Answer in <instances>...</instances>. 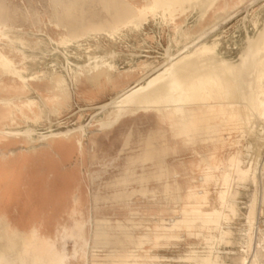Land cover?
Returning a JSON list of instances; mask_svg holds the SVG:
<instances>
[{"label": "rangeland", "instance_id": "374dc122", "mask_svg": "<svg viewBox=\"0 0 264 264\" xmlns=\"http://www.w3.org/2000/svg\"><path fill=\"white\" fill-rule=\"evenodd\" d=\"M135 1L119 0L127 4ZM204 1L188 5L186 13L178 14L179 17L175 20L171 15L162 13L154 0H146L149 5L148 22L156 13L155 18L162 17L170 26L169 31L177 46L185 44L193 53L197 46L205 42H218L220 55L217 60L228 59L238 63L241 52L247 46L248 36L242 33L239 49L235 53L225 51V46L232 42V35L240 28L239 21L242 17L248 16L250 25L257 24V30L250 32V35H258L264 27L262 25L261 28V24H264V0H235L237 3L229 4L228 7L226 4L232 3L233 0H218L206 20L202 19ZM63 2L85 5L81 12L68 10L66 14L67 17L74 18L76 27L64 19ZM105 2L116 1L0 0V26H7L6 36H0L2 53L20 68L24 67V75L27 77L44 75L47 82L50 78H64V84L59 87L66 86L69 95L66 105L56 111L51 108V103L48 106L45 104L37 91H19L15 87L16 83L11 80H16L14 71L0 63V98L14 99L0 104V119L5 112L20 110V105L25 104L23 109L30 118H25L22 113L17 112L18 124L11 127L21 129L25 126L21 130L32 129L35 138L52 130H65L91 123L87 127L88 134L83 137V156L80 158V155L76 154L73 160V164L79 168L81 188L77 186L75 189L70 212L57 224L54 239L38 234L34 245L38 244L39 249L46 251L45 254L53 255L51 264H195L190 255L208 250V241L217 237L220 230L230 224L228 230L235 232L232 238L234 242L214 241L213 246L217 247L216 250L220 249L221 255L224 256L228 254L226 251L231 250L235 252V256L242 255L244 252L241 242L246 237L247 228L251 229L253 237L257 240L259 236L264 235V118L255 115L245 120L246 113L255 111V108L249 99H244L248 109L246 110L243 103L238 107L242 111V119L224 118L222 127L215 134L218 141L213 142L209 141L210 134L205 128L192 127L190 119L185 122L186 111L174 110L187 106V100L177 98L175 103L164 105L163 100L159 101V93L152 92V95L143 97L139 102L128 99L118 108L112 105L99 107L114 96L97 105L82 104L78 94L83 80L99 83L101 80H113L122 74L129 78L131 83L152 71L162 69L155 75L161 73L170 60L184 55L182 53L173 58L175 55L168 54L167 49L165 62L168 63L165 65L162 58H138L136 63H133L128 54L143 48L137 35L146 23L138 26V29H126L122 24L116 25L115 27L125 34L116 33L112 38L105 31L90 33L95 28L90 26V20L88 19L87 24L82 22L83 17L97 20L108 18L110 15L107 10L110 6L105 5ZM227 14L235 16L233 27L221 40L206 38L207 33L204 31L216 28ZM47 34L64 47H68L78 61L70 58L77 63H83L82 65L90 62V56H96L98 53L109 55L115 51L118 54L108 59L113 60L116 68L109 70L101 67V74L100 71L90 72L88 66L84 67V74L75 80L73 91L62 68L54 69L50 65L54 61L61 66L66 65V60L62 56L52 55V47L43 37ZM71 37L78 40L70 42ZM259 39L260 37L258 41ZM40 40L44 41L42 46L38 45ZM148 40L153 42L154 36L150 35ZM196 41L199 43L193 46ZM127 46L129 47L126 48ZM262 48L260 41L257 42L247 62L239 69L240 83L246 96L250 95L249 82L255 78ZM188 50L184 53L189 52ZM133 69H137V72ZM76 73L77 71L74 78ZM146 93L151 94V91ZM214 97L209 94L204 102L202 101L205 103V106L202 104L201 107L202 113H206L204 110L208 109L209 105L214 106L207 105L208 99ZM234 99L242 100L239 94ZM37 100L42 107L41 110L37 109L38 117L29 111ZM215 105L218 109L219 104ZM234 107L235 105H232L231 109ZM217 111L222 116L225 114L221 109ZM221 121L222 119H216L212 124H219ZM5 137L0 133V144L5 141ZM76 149L79 150L78 147ZM14 152V149L10 150V153ZM7 153L0 149V156ZM214 155L217 157L213 158ZM231 157L238 160L231 163ZM252 168L256 169L261 177L260 186L249 182ZM224 172L229 173L232 182L230 179V182H227V178L223 176ZM202 177L204 180H201ZM230 185L232 186L228 187ZM225 192L229 201L239 205L237 216L229 207L223 206L221 195L224 196ZM253 194L256 199L253 211L255 208L256 211L254 222L251 224L250 198H253ZM233 254H230L232 257L227 260L228 263L237 262Z\"/></svg>", "mask_w": 264, "mask_h": 264}, {"label": "crops", "instance_id": "0c3cea01", "mask_svg": "<svg viewBox=\"0 0 264 264\" xmlns=\"http://www.w3.org/2000/svg\"><path fill=\"white\" fill-rule=\"evenodd\" d=\"M111 1L116 2H105V5L110 6L107 10L110 15L108 18L97 20L83 17V24H87L89 19L91 27H95L98 30L111 29L124 23L129 18L130 12L135 13V8L142 4L140 3L142 2L141 0H136L130 4L119 2V0ZM234 1L232 3L228 2L226 7L229 4L237 3ZM215 4L216 2L209 8L207 14L202 18L203 20H206ZM62 5L64 19L76 27L77 25L73 22L74 18L72 16L67 17L66 14L68 10L81 12L85 5H77L72 2H63ZM231 18V15L227 14L221 22ZM259 41L263 48L259 52L260 54L258 53L259 63L256 67L255 78L258 80V86L262 89L264 87V74H258L263 69L261 60L264 58V27ZM259 41L258 39L256 40L250 52L245 54L241 52L238 63L228 59L217 60L220 55V43L218 42H213L212 44L205 42L197 46L195 52L187 59L186 67L183 70V81L190 91L174 98L164 93L161 86L159 101L163 100L164 105H170L175 103L178 100L177 98L187 100V106L177 107L174 110L176 112L180 110L182 112L186 111L185 122L190 119L192 127H203L210 135H215L219 128L222 127L224 118H231V112H234V109H231L232 105H235V107L240 106L241 103L244 104V99H249V101L253 102L255 92L253 82L255 78L252 82H249L250 95L246 96L240 83L239 69L247 62L253 47ZM11 80L16 83V88L19 91H28L23 88L21 83L18 84V81L12 78ZM128 82L129 78L122 77V74L113 80H101L99 83H89L83 80L79 86L78 96L80 97V102L87 106L100 104L108 98L129 89L137 81ZM30 85L31 89L29 90L37 91L48 105L52 104L51 108L56 111L68 102L69 96L63 102H60L58 97L53 99L50 97V95H56L57 92H55L54 84L49 81L31 82ZM209 94L215 97L209 98L207 105L214 104L215 107H210L212 105H209V108L204 110L206 113H202L201 107L205 106L203 102ZM238 94L242 100L234 99ZM215 104H219L218 109L225 112L223 116L218 113ZM24 106L25 104L20 105L21 109L17 110L16 113L15 110L5 112L4 119H0V128L18 124L17 112L22 113L25 118H30L24 111ZM34 116L38 117L37 111ZM216 119H222V121L213 125L212 123ZM4 140L0 144V149L8 153L0 156V217L9 223L11 230L21 232L26 237V240H33L35 234H44L54 239L57 224L61 221V218L70 212L75 189L77 186L81 188L79 168L76 164H73V160L76 154L80 155V158L83 156L81 153L83 148H80L74 138L66 137L50 138L46 142L41 143L31 142L24 136L18 138L5 137ZM76 147H78L80 153ZM12 149L15 150L14 153H10Z\"/></svg>", "mask_w": 264, "mask_h": 264}, {"label": "bare ground", "instance_id": "6f19581e", "mask_svg": "<svg viewBox=\"0 0 264 264\" xmlns=\"http://www.w3.org/2000/svg\"><path fill=\"white\" fill-rule=\"evenodd\" d=\"M202 0H154V2H156V7L160 9V11H162V13H164L165 15H171L170 17L174 18L175 20H177L178 18V14H184L186 13V11L189 9L188 5H192L194 2H199ZM218 0H205L204 2H202V6L204 8L203 13H202V18H204V16L207 14L208 10L210 7H212V5L214 4V2H217ZM142 4L138 5V7L135 10V13L130 12L129 14V18L122 23L123 28H128V27H132L133 29L137 28L140 25H143L145 23L148 22L149 16H148V10H149V5L146 4V0H142ZM153 6V5H152ZM154 7V6H153ZM263 8V7H262ZM154 11V10H152ZM155 12V11H154ZM158 12V11H157ZM153 14V13H151ZM154 18L156 16V13L153 14ZM250 16V15H249ZM260 16V15H259ZM252 18V17H251ZM245 20H248V16L244 17ZM259 19V18H257ZM260 20V19H259ZM222 21V20H221ZM175 22V21H174ZM190 22V21H189ZM260 22V21H259ZM250 24V23H249ZM194 25V24H193ZM257 28V24H254ZM261 24V28H262ZM6 25L4 26H0V36H6L5 35V29H6ZM144 27V26H143ZM140 28V27H139ZM181 28V27H180ZM260 28V29H261ZM138 29V28H137ZM263 29V28H262ZM262 29L259 31V33H257L258 35L256 37H253L251 35L248 36L247 38V46L245 47V49L242 51L243 54L250 52L252 46L254 45V43L256 42V40L258 39V37L261 36L262 34ZM132 30V29H131ZM141 30V29H140ZM210 30V29H208ZM208 30L204 31V33L206 34L208 32ZM101 31H105L109 36H111L112 38H114L116 36V33H119V35L121 34H125V33H121L117 27H113L111 29L109 28H105L103 30H98L96 28H93L91 30L90 33L92 32H101ZM184 31V30H183ZM127 32V31H126ZM129 32V31H128ZM121 33V34H120ZM93 34V33H92ZM38 35V33H37ZM96 35V34H95ZM104 35V34H102ZM106 35V34H105ZM178 35V34H177ZM97 36V35H96ZM107 36V35H106ZM105 36V37H106ZM233 36V35H232ZM44 37V40L49 41L52 44H57L58 46L62 45L61 43L57 42L50 34H47ZM104 37V38H105ZM204 37V36H203ZM91 38V37H90ZM111 38V39H112ZM94 39V38H93ZM97 39V38H96ZM108 39V38H107ZM118 39V37H117ZM122 39V38H121ZM230 39V38H229ZM74 40H78L76 38H70V42H73ZM92 40V39H91ZM99 40V39H98ZM225 40V39H224ZM95 41V39H94ZM121 41V40H120ZM93 42V41H92ZM98 42V41H97ZM96 42V43H97ZM102 42V41H101ZM108 43V41H106ZM200 42V40H199ZM198 41H196V43L193 45L195 46L196 44L199 43ZM21 43H23V41L21 40ZM91 43V42H90ZM120 43V42H119ZM44 44L43 40H40L38 42V45L42 46ZM92 44V43H91ZM99 44V43H98ZM209 44V43H208ZM18 45V44H17ZM75 45V44H74ZM73 45V46H74ZM106 45V44H105ZM126 45V44H124ZM185 45V44H184ZM21 46V45H20ZM63 46V45H62ZM87 46V45H86ZM120 46V45H119ZM44 47V46H43ZM129 46H127L126 48H128ZM23 48V47H21ZM68 48V47H67ZM88 48V47H87ZM100 48V47H99ZM110 48V47H109ZM120 48V47H119ZM124 48V47H123ZM134 48V47H133ZM136 48V47H135ZM49 50V48H47ZM89 49V48H88ZM101 49V48H100ZM98 49V50H100ZM104 49V48H103ZM76 50V49H75ZM107 50V49H106ZM105 50V51H106ZM188 50V47L185 51ZM108 51V50H107ZM113 51V50H112ZM185 51L181 52L179 55H181L182 53L184 55L178 57L179 55H175L173 59L168 62H165L164 65L166 63H168L167 67L159 74L155 75L157 72H159L162 69L159 70H155L150 72L147 75H144L142 77H140V79L136 82L135 85H133L132 87H130L129 89L119 93L118 95L114 96L110 101L100 105L99 107H103L105 105H112L115 108H118L120 106H122V104L128 100V99H133L134 101L139 102L140 100H142V98L145 96H149L152 95V92L154 93H159L160 92V88L157 90V88L161 85L163 87L164 93L168 94L171 97H176V96H181L183 94H187L188 90L186 87V83L183 81V70L186 67V61L187 59L190 57V55L192 54V51L186 52ZM40 53V51H38ZM87 52V51H86ZM78 53V52H77ZM83 53V52H82ZM107 53V52H106ZM171 49L168 48V54H171ZM50 54V52H49ZM48 54V55H49ZM118 53H116L115 51H113V53H110L109 55H96V56H90V62L82 65L77 64L76 66L78 67V69L76 70V78H79V75H83L84 74V67L88 66L90 67V72H94V71H100L101 67H106L109 70L110 69H115L116 66L113 64V60H109L108 58H114ZM121 54V52H120ZM123 54V53H122ZM47 55V56H48ZM80 55V54H79ZM89 55V54H88ZM83 56V55H82ZM85 56V55H84ZM126 56V55H125ZM171 56V55H170ZM173 56V55H172ZM0 63L6 67H8L10 70L14 71L15 76H16V80L18 82H20L23 85V88H25L26 90L31 89V82H43L46 80V78L39 75H34V76H30L27 77V75H24V72L26 71L25 68H20V66L18 64H16L13 60H11L10 58L6 57L1 49H0ZM51 57V56H50ZM87 57V56H86ZM118 57V56H117ZM45 58V56H44ZM59 58V57H58ZM123 58V57H122ZM127 58V57H125ZM172 58V57H171ZM47 59V58H46ZM80 59V58H79ZM87 59V58H86ZM169 59V58H168ZM69 64L72 63V61L68 58L67 59ZM29 61V60H28ZM83 61V60H82ZM134 61V60H133ZM30 62V61H29ZM39 62V61H37ZM46 62V60L44 61ZM118 63V62H117ZM120 63V62H119ZM261 63L263 64V69L260 71V74H264V58H262ZM40 64V63H38ZM46 64V63H45ZM48 64V62H47ZM52 65V64H50ZM128 65V64H127ZM146 65V64H145ZM145 65L143 66V68L145 67ZM30 67V66H29ZM37 67V66H36ZM35 67V68H36ZM50 67V66H49ZM69 67V66H68ZM67 67V68H68ZM129 67V66H128ZM38 68V67H37ZM32 69V68H31ZM53 69V68H52ZM58 69V68H57ZM60 69V68H59ZM69 69V68H68ZM79 70V71H78ZM135 72H137V69H133ZM75 71V72H76ZM102 71V70H101ZM100 71V72H101ZM27 73V72H26ZM50 73V72H49ZM102 73V72H101ZM141 73V71H140ZM64 74V73H63ZM90 74V73H89ZM41 75V74H40ZM51 75V74H50ZM153 75H155L154 77H152ZM48 76V75H47ZM124 77V76H122ZM152 77V78H151ZM126 78V77H124ZM150 78V80H148ZM259 78V77H258ZM64 78H50L48 81L54 84L55 87V92H57L56 95L52 96L50 95V97L53 99L54 97H58V100L60 102H63L68 95V92L66 91L67 89L66 86H64L63 88H60L59 86H62V84H64ZM78 80V79H77ZM76 80V81H77ZM148 80V81H145ZM264 81V78H263ZM258 80L255 78L253 84L255 87V92L253 95V104H254V108L255 111L253 110V112L248 111V113H246L245 115V120H249L252 116L257 115L259 118H264V87H262V89L258 86ZM263 84V83H262ZM264 85V84H263ZM16 87V86H15ZM262 90V91H261ZM151 91V94H147L146 92ZM143 93V94H141ZM153 93V94H154ZM40 98L45 102V104L48 106L46 100L43 99V97L41 95H39ZM48 98V97H47ZM50 98V99H51ZM144 100V99H143ZM7 101H14L13 98H0V104L5 103ZM53 101V100H51ZM169 102H173V101H169ZM109 107V106H108ZM239 106L234 108V112H231V118H241V110L238 108ZM244 107L246 108V110L248 109L247 104L244 105ZM41 105L39 103V101L37 100V103L35 105H33V107L29 110L32 114H35L37 109L41 110ZM17 110H15L16 113ZM14 114V113H13ZM6 114H3L1 116L2 119H4ZM48 117V116H47ZM47 119V118H46ZM1 121V120H0ZM30 121V120H28ZM30 123V122H29ZM38 123V122H37ZM54 123V122H53ZM91 123H89L88 125H81L79 127H74V128H68L65 130H57V131H51L50 133L47 132V134H42L39 136V138H35L33 136V130L32 129H18L11 127L10 125H8L5 128H0V133L3 134L4 136L8 137V138H13V137H20V136H24L25 138H27L28 140H30L31 142H36V141H47L50 138H56L58 136L61 137H66V138H74L76 140V142L78 143V145L80 146V148H83L84 142H83V137L88 134V129L87 127L90 126ZM52 125V124H51ZM73 125V124H72ZM35 126V125H34ZM61 126V125H60ZM67 126V125H66ZM30 127V125H29ZM52 127V126H51ZM55 127V126H54ZM28 128V127H27ZM37 129V128H36ZM206 136V135H205ZM216 135H209V141H218L216 139ZM217 157L216 155L212 156ZM241 158V157H240ZM231 163L237 161L238 159H236V157H231ZM240 160V159H239ZM242 160V159H241ZM233 161V162H232ZM243 161V160H242ZM241 162V161H240ZM242 165V164H241ZM238 167V166H236ZM251 167V166H250ZM230 169V167H229ZM238 169H240L238 167ZM246 169V168H245ZM232 170V169H231ZM260 171V170H259ZM209 174V173H208ZM249 174V173H248ZM248 174H245L248 176ZM258 171L256 169H253L250 171L249 174V182H251L252 184L258 186L259 180L261 179L260 175L258 176ZM225 178H227V182H230L229 179L231 180V178L229 177V173L224 172ZM232 176V173H231ZM244 178V177H243ZM242 178V179H243ZM201 180H204V178L202 177ZM238 180V179H237ZM241 180V179H240ZM244 180H247L244 178ZM234 181V180H233ZM232 182V180H231ZM244 183V182H242ZM240 184V182H239ZM232 185L228 186L231 187ZM260 186V185H259ZM234 187V186H233ZM234 189V188H233ZM196 190V189H195ZM228 190V189H227ZM231 190V189H230ZM229 190V192H230ZM238 192V190H237ZM190 193V192H189ZM255 194V192H254ZM253 194V198L252 202L250 203V214H249V222L252 224L254 222V214L256 211V208L253 211V208L255 206V196ZM238 195V194H237ZM227 192L224 193V196L221 195V201L223 203L224 207H229L230 210L233 212L234 215H238L239 214V205L236 206L234 205L232 201H229L227 198ZM239 196V195H238ZM234 199V198H233ZM249 201V200H248ZM236 202V201H235ZM237 203V202H236ZM258 211V210H257ZM259 212V211H258ZM257 218V217H256ZM257 220V219H256ZM229 225H226L224 228H222L220 230V233L217 237H214L213 239H210L208 241V250L202 251V252H195L194 254L190 255V259L195 263V264H231L228 263V259L231 258L232 256L230 255L231 253H235L232 250L231 251H226V256L221 255V251L216 250V248L213 246V242L214 241H223L226 243H230L231 241H233V236L235 232L229 231L228 228ZM80 228V227H79ZM0 264H51L50 262L52 261V257L53 255H47L45 254V252L41 249H39V247L37 246L38 244L34 245L35 240H38V235H35V238H33V240H26V237L19 231L17 230H11L10 225L8 222H6L2 217H0ZM245 229V228H244ZM243 229V230H244ZM231 230V229H230ZM233 230V229H232ZM78 231V228H77ZM234 231V230H233ZM240 231V230H238ZM243 232V231H242ZM242 234V233H241ZM263 234V233H262ZM42 236L44 234H41ZM77 235V234H76ZM75 235V236H76ZM245 235L246 237L243 238L242 243V251L244 252L242 255L239 256H235L233 254V256H235L234 259L236 260L234 262H236L237 264H262L261 263V252L259 250V247L262 246V243L264 242V235H262V237L259 236L258 240L255 239L253 237V232L251 231L250 228H247L245 231ZM256 235V232H255ZM47 235H45L46 237ZM79 236V235H78ZM240 236V235H239ZM244 236V235H243ZM257 236V235H256ZM236 237V236H235ZM242 237V236H241ZM241 239V238H240ZM228 245V244H227ZM224 246V245H223ZM222 246V247H223ZM44 247V245H43ZM46 247V245H45ZM240 248V247H239ZM46 250V249H45ZM223 250V249H222ZM59 252V251H58ZM223 252V251H222ZM240 253V252H239ZM59 254V253H58ZM66 258V256H65ZM64 261V259H62ZM60 261V260H59ZM235 263V264H236ZM61 264V263H58ZM234 264V263H232Z\"/></svg>", "mask_w": 264, "mask_h": 264}, {"label": "built area", "instance_id": "2783aa9c", "mask_svg": "<svg viewBox=\"0 0 264 264\" xmlns=\"http://www.w3.org/2000/svg\"><path fill=\"white\" fill-rule=\"evenodd\" d=\"M234 20H235V16L229 20L219 23L216 28L209 30L207 34L205 35V37L208 39H212V40H216V39L221 40L226 35L227 31H229L233 27L232 22ZM239 26L240 28L235 30L236 32H234L233 34L232 42L228 43L225 46V49H224L225 51H228L231 53L237 52V50L239 49V41L242 39L241 37L242 33L244 32L246 36H249L250 32L252 31L255 32L257 30V27L255 25L248 24V20H245L244 17H242V20L239 21ZM169 27L170 26H168L165 23L162 17H156L150 20L149 22H147L142 28L143 30L137 35V37L142 42L143 48L137 49L135 50L136 52L128 54V56H130L131 59L134 60L133 63H136L138 58H146V59L162 58L164 59V62H165L166 53H167L168 48H170L171 52L176 56L179 55L181 52L185 51L187 49V46L184 44L183 46H177L175 44L176 40H174L172 33L169 31L170 30ZM165 28L167 29V31H165ZM150 35L154 36L153 42H150L148 40V37ZM176 36L178 38L180 37L177 34ZM178 38H175V39H178ZM118 39H120V37H118ZM47 42L52 47L51 48L52 50L50 51L52 52V55L62 56L66 60V65L64 64L61 66L58 62L54 61L52 63V66L54 67V69L59 68V67L62 68V71L65 74L67 82L70 84L71 89L75 91L76 82L74 78V73L78 69L76 65L79 63L72 60L71 58L75 60H77V58L74 57L70 53V51L68 50V48H66V46L65 47L62 45L58 46L57 44H52L49 41ZM68 58L72 61L71 64H69L67 60ZM259 250L261 252V263L264 264V242L262 243V246L259 247Z\"/></svg>", "mask_w": 264, "mask_h": 264}]
</instances>
